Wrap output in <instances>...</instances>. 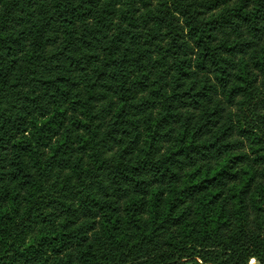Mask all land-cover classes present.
Here are the masks:
<instances>
[{"label": "trees", "instance_id": "obj_1", "mask_svg": "<svg viewBox=\"0 0 264 264\" xmlns=\"http://www.w3.org/2000/svg\"><path fill=\"white\" fill-rule=\"evenodd\" d=\"M0 264H264V0H0Z\"/></svg>", "mask_w": 264, "mask_h": 264}]
</instances>
